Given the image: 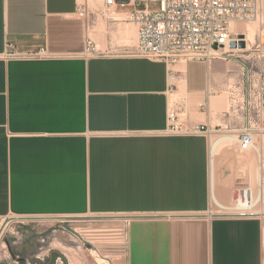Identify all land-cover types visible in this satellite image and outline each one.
<instances>
[{"label": "crops", "instance_id": "1", "mask_svg": "<svg viewBox=\"0 0 264 264\" xmlns=\"http://www.w3.org/2000/svg\"><path fill=\"white\" fill-rule=\"evenodd\" d=\"M77 3L0 0V54L8 44L52 53L0 57V218L49 224L114 216L108 220L115 225L104 227L113 237L100 243L122 246L123 264H264L262 215H204L210 194L218 204L232 200L236 153L218 147L210 162L205 137L165 133L166 64L116 53L111 42L102 54L83 55L89 25ZM174 67L184 121L217 124L224 94L209 91L235 64L187 60ZM243 155L250 167V153ZM50 224L23 241L26 254L34 242L51 241L66 256L72 237L76 248L88 241L75 228ZM47 250L50 261L57 252Z\"/></svg>", "mask_w": 264, "mask_h": 264}, {"label": "built area", "instance_id": "2", "mask_svg": "<svg viewBox=\"0 0 264 264\" xmlns=\"http://www.w3.org/2000/svg\"><path fill=\"white\" fill-rule=\"evenodd\" d=\"M150 1L158 7L150 9ZM137 3H143L144 7L139 8ZM102 5L105 13H125L124 20L136 28L135 43L128 47L117 46L114 52L163 61L167 66L170 81L166 91L169 101L165 133L205 137L210 162L218 147H225L237 155L253 153L259 156L260 177L255 180L247 172H240L232 200L218 204L212 202L210 194V204L204 215L208 218L259 217L260 197L264 190V158H260V147L264 144V0H102ZM81 6L78 0V13L86 11ZM109 19L117 21L113 17ZM232 23L253 24L252 38L244 30L232 28ZM240 40L245 42L243 48L230 47L231 41ZM7 46L8 49L0 54L1 58L52 56L45 46L31 51H18L10 44ZM106 51L98 49L88 33L82 54ZM211 59L232 61L237 68L236 71L228 70L225 79L209 91L224 94L225 107L216 112L220 121L213 125L187 123L184 121L185 98H172L177 93L179 78V71L174 66L181 61L208 62ZM204 106L205 103L200 104L201 108ZM252 201L254 205L249 206ZM9 222V219H2L3 227ZM15 262L19 263L18 260Z\"/></svg>", "mask_w": 264, "mask_h": 264}, {"label": "rangeland", "instance_id": "3", "mask_svg": "<svg viewBox=\"0 0 264 264\" xmlns=\"http://www.w3.org/2000/svg\"><path fill=\"white\" fill-rule=\"evenodd\" d=\"M82 3V8H85L86 11L83 12L80 10V15L85 16V18L88 20V33L90 37L95 41L97 48L100 50H103L105 48V45L107 42H111L113 45L117 46H131L136 41V32L134 30L133 38L130 40L128 44H126V41L122 38V34L120 31V24H118V21H111L109 17H112L113 15L105 13L103 10L102 3H96L92 4L90 0H79ZM117 2H126V0H117ZM139 8L144 7V4L137 3ZM148 6L150 9H155L158 7V4L155 2H149ZM110 15V16H108ZM117 16V17H116ZM115 19H118L120 15L114 14L113 16ZM120 20V18L118 19ZM120 22H126L125 26H131V24L126 20L120 21ZM100 34V36H99ZM106 35V37H104ZM98 38L100 39L98 42ZM105 38V39H104ZM103 40V42H102ZM106 41V42H105ZM102 42V43H101ZM181 94L176 93L172 98H177ZM223 106L220 108H217L216 110L222 109L225 107V97L223 99ZM264 147H260V158H264V150H262ZM253 155V156H252ZM240 162L236 165V175H241L239 172H247L251 178L260 177V165H259V156L250 153V166L247 167L244 161L248 158L247 156H244L243 154L237 155ZM246 162V161H245ZM252 162V163H251ZM255 163V164H254ZM250 168V169H249ZM253 168V169H252ZM252 169V170H251ZM250 170V171H249ZM254 175V176H253ZM262 199V200H261ZM264 202V193L260 197V203L261 206ZM254 201H252L249 206L254 205ZM2 219H9L10 222L7 226L3 227ZM0 219V264H17L15 261L18 260V264H24L26 262H29L30 264H37V259L41 262V264H97L95 263V258L91 254L90 249H93L97 251L99 256L101 258H104L106 261H108L109 264H123V253L124 249L122 246L117 245L115 247L114 243L112 244H101L100 239H88V241H81L84 245L80 246L79 248H76L74 246H78L76 242L78 240L74 237L71 238L72 245H69L71 248L69 250H65L66 256L64 254H61L60 248L54 244H50L49 242H44L43 244H39L38 242H34L35 246L29 252V254H26L23 250L21 245L28 242H23L24 240L29 239H35L37 236V232L43 231L47 229L46 225H53L52 228H59V229H72L75 228L77 231H81V227H91V228H104V227H113L115 222L114 220H108V218H96V217H90L86 218L87 220L91 219V221L82 222L80 220H83V218H77V219H68L63 220L59 218H49L50 222L49 224H46L45 222H41L37 219H19V218H10V217H4ZM85 219V218H84ZM76 220V221H74ZM47 231V232H46ZM44 231L47 234L50 233V229ZM22 234V238L18 239V235ZM56 237V236H54ZM57 238V237H56ZM56 242H62L60 239H56ZM102 240V239H101ZM63 243H65L63 241ZM60 244V243H59ZM51 246L53 247L54 251L51 256V260L49 261V254L50 250H47V248ZM60 246V245H59ZM83 247V248H82ZM46 252V253H45ZM59 253V254H58ZM57 257H60L58 259ZM41 259V260H40ZM99 264V263H98Z\"/></svg>", "mask_w": 264, "mask_h": 264}, {"label": "bare ground", "instance_id": "4", "mask_svg": "<svg viewBox=\"0 0 264 264\" xmlns=\"http://www.w3.org/2000/svg\"><path fill=\"white\" fill-rule=\"evenodd\" d=\"M92 4H96V3H102V0H90ZM117 13L118 15H120V17H118V19L120 18L121 21L124 20L125 18V13H119V12H114V13H108V14H111L114 16V14ZM110 16V15H108ZM112 16V17H113ZM117 17V16H116ZM114 18V17H113ZM117 19V20H118ZM232 28L234 29H242L244 30L248 37L251 39L253 34H254V25L253 24H250V23H232ZM136 29V28H135ZM120 31H121V34H122V38L126 41V44H128L134 34V28H132L131 26H125L123 24H120ZM100 36V34H99ZM106 37V35L104 36ZM105 39V38H104ZM99 38H98V42H99ZM103 42V40H102ZM101 42V43H102ZM106 42V41H105ZM261 147H264V144L261 145ZM262 150H264V148H262ZM216 156V155H215ZM253 156V155H252ZM214 157V156H213ZM217 157V156H216ZM215 157V158H216ZM234 157V156H233ZM235 159V158H234ZM250 161V159H249ZM215 162V161H214ZM248 163V162H247ZM252 163V162H251ZM255 164V163H254ZM215 167V166H214ZM251 167V166H250ZM250 169V168H249ZM253 169V168H252ZM251 169V170H252ZM250 171V170H249ZM254 176V175H253ZM258 177H256L257 179ZM262 200V199H261ZM216 201V200H215ZM259 209V208H258ZM259 213H261L263 219H264V202H263V205H262V208L259 209ZM90 227V226H89ZM80 228L81 229V234H83V236L86 238V239H102V240H108L110 238L113 237V234L115 232V230H109V229H95L94 227L93 228ZM90 252L91 254L94 256L95 258V263L97 262V264H109L108 261H106L104 258H101L97 253V251L93 250V249H90ZM75 264V263H74Z\"/></svg>", "mask_w": 264, "mask_h": 264}, {"label": "water", "instance_id": "5", "mask_svg": "<svg viewBox=\"0 0 264 264\" xmlns=\"http://www.w3.org/2000/svg\"><path fill=\"white\" fill-rule=\"evenodd\" d=\"M238 46V47H240V48H243L244 46H245V42H244V40H240V41H238V42H235V41H231L230 42V47H235V46ZM114 216H104V217H102V218H113Z\"/></svg>", "mask_w": 264, "mask_h": 264}]
</instances>
